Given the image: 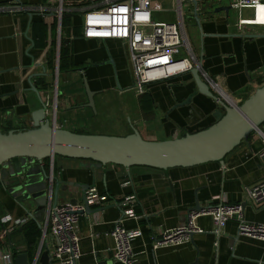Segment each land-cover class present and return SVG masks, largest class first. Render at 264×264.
<instances>
[{
    "label": "crops",
    "instance_id": "crops-1",
    "mask_svg": "<svg viewBox=\"0 0 264 264\" xmlns=\"http://www.w3.org/2000/svg\"><path fill=\"white\" fill-rule=\"evenodd\" d=\"M206 7L209 6H203V11ZM243 13L249 26L242 31L233 25L232 12L227 14L222 10L206 14L201 27L195 19L188 36L203 67L221 88L245 100L264 84V16L262 7L246 8ZM65 16L69 20L62 22L61 46L68 54L60 70L56 15L44 17L48 37L45 45L41 41V47H37L32 25L42 17L33 14L31 18L27 12L0 14L1 131L30 127L28 120L32 112L42 106L40 96L50 100L49 110L52 116L56 115L58 126L76 132L105 133L90 129L99 119L101 123L102 120L114 122L113 126L119 128L117 135L131 133L134 126L147 140H166L216 122L222 108L214 98L198 91L191 72L151 84L148 90L154 101L152 110L146 112L141 103L143 94L131 89L135 74L122 42L84 39L77 14ZM52 57L54 61L50 63ZM110 58L113 63L109 62ZM44 70L46 75L32 78L39 96L31 89L29 78ZM86 81L95 92V110L87 106ZM146 107L149 109L150 105ZM81 162L60 156L44 162L47 169H53L65 180L95 181L88 198L96 211L81 215V256L77 264H122L113 257L110 232L114 222L124 214L126 227L134 233L132 243L138 264H264V241L239 235L235 219L217 234L212 218L201 216L198 224L206 231L194 234L191 242L179 246L156 249L153 239L162 230L185 224L197 201L201 207L223 201L241 202L247 222L264 224V201L255 203L248 195L249 188L264 180V125L262 131L253 132L229 153L224 165L207 162L163 171L146 166L128 169L116 164L84 169ZM71 190L70 194L62 193L59 202L80 200L79 188L74 186ZM23 217H28L24 209L0 190V221L7 218L3 224L7 231H15L14 245L22 246L32 263L41 247V250L53 248L57 240L48 235L42 246L39 239L31 256L14 224ZM6 237L0 244V264H7L2 257L11 254ZM36 264L42 263L38 259Z\"/></svg>",
    "mask_w": 264,
    "mask_h": 264
},
{
    "label": "built area",
    "instance_id": "built-area-1",
    "mask_svg": "<svg viewBox=\"0 0 264 264\" xmlns=\"http://www.w3.org/2000/svg\"><path fill=\"white\" fill-rule=\"evenodd\" d=\"M153 1L42 0L38 3H24L21 0H10L7 3L0 2V14L27 12L42 18L51 13L56 15L59 24L57 66L62 43L63 17L65 14H77L80 17L81 37L87 40H118L126 47L135 74V83L131 89L137 94L148 92L149 86L153 83L168 80L197 68L201 78L215 94V101L219 105L224 101L230 106H238L243 99L223 90L196 55L188 36L185 8H189L188 17L195 22L197 16L202 20L206 14L210 15L215 11V8L212 11H203L205 5L212 8L214 4L216 8L229 6L230 11L233 10L234 13L233 25L242 31L249 26L244 10L262 7L264 16V0H172L174 10L171 13L176 21L159 20L157 14L162 13V10L156 9ZM44 101L47 105V114L55 124H58L56 115L52 116V111L49 110L52 108L50 100ZM248 195L255 203L264 201V180L249 188ZM84 209V204H74L71 201L58 202L56 205L50 201L47 206L40 225V240L42 246L48 235L57 240L56 245L49 248L52 264H74V261L80 258L79 223ZM201 216L212 218L217 234L230 220L235 219L239 235L264 241L263 223L247 222L241 202L223 201L207 204L199 210H190L185 224L162 230L159 237L154 236V248L179 246L191 242L193 234L206 231L198 224V218ZM125 220L124 214L114 222L110 232L114 241L113 257L122 264H138L132 243L134 233L126 227ZM6 221L7 218H4L0 223ZM28 221L29 217L16 219L15 228H22ZM39 257L38 251L34 261H38ZM2 260L4 262L7 260V264H13L11 254L4 255Z\"/></svg>",
    "mask_w": 264,
    "mask_h": 264
},
{
    "label": "water",
    "instance_id": "water-1",
    "mask_svg": "<svg viewBox=\"0 0 264 264\" xmlns=\"http://www.w3.org/2000/svg\"><path fill=\"white\" fill-rule=\"evenodd\" d=\"M222 10L229 14L230 7L215 9L216 12ZM30 17H33L32 13ZM196 20L201 27L199 16ZM109 62L113 63V59L110 58ZM39 65L44 68L42 64ZM191 73L198 91L216 99L198 69L194 68ZM38 75H46L45 70L33 74L29 82L31 89L40 96L38 88L32 82V78ZM86 90L89 99L87 106L95 110V92L90 89L87 81ZM40 101L42 106L34 110L28 120L30 127L11 129L8 132L0 130V190L18 203L27 216L36 220L39 226L50 201L56 205L60 195L70 194L74 186L79 188L81 196L80 200L75 198L71 202H83L85 209L82 213L96 211L91 208L88 198L90 191L95 187V181L85 183L60 178L53 169L46 168L44 162L47 158L54 160L56 156H60L77 159L82 161L81 167L84 169H102L108 164H116L128 169L146 166L166 171L207 162L224 165L226 156L243 141H247L253 132L262 131L264 125V84L238 106H230L221 101V112H218L216 122L209 127L166 140H147L134 126L132 132L126 135L81 133L62 128L47 114V105L41 96ZM200 208L201 205L197 201L191 210ZM0 229L7 233V245L13 264L37 263H30L24 248L13 244L12 235L15 231H7L6 226L1 223ZM18 230L22 231V228ZM41 248L39 262L52 264L49 248ZM74 264H77V261H74Z\"/></svg>",
    "mask_w": 264,
    "mask_h": 264
},
{
    "label": "trees",
    "instance_id": "trees-1",
    "mask_svg": "<svg viewBox=\"0 0 264 264\" xmlns=\"http://www.w3.org/2000/svg\"><path fill=\"white\" fill-rule=\"evenodd\" d=\"M65 15L63 17V23L65 21L69 20L67 18L68 16L66 17ZM46 21H47V19L43 18L41 20H35L33 22V25H32L33 38H34V41H35V44L37 47H41V45H42L41 41H43L44 45L46 44V40L48 37ZM67 54H68V50L62 45L61 46V54H60V70H62L64 68L63 62L65 61ZM53 61H54V59L52 57V59L50 60V63H52ZM153 101H154L153 96L149 91L144 93L141 96V103H142L146 112H150L152 110L151 105L153 104ZM146 104L150 105L149 109H147ZM8 131H4V132H8ZM81 133H91V132L86 131V132H81ZM243 142H245V141H243ZM49 160H50L49 158L45 159L46 162H48ZM47 165H48V163H47ZM20 232L26 241L27 249H28L30 255L33 256L35 249L37 248L38 241L41 237V229H40V226L38 225V222L34 219H30L27 222V224H25L22 227V231H20ZM5 236H7L6 231L3 229H0V244L5 240L4 239Z\"/></svg>",
    "mask_w": 264,
    "mask_h": 264
},
{
    "label": "rangeland",
    "instance_id": "rangeland-1",
    "mask_svg": "<svg viewBox=\"0 0 264 264\" xmlns=\"http://www.w3.org/2000/svg\"><path fill=\"white\" fill-rule=\"evenodd\" d=\"M154 7L158 10H162V13H158L157 17L159 20H171V21H176V18H174V15L171 13L174 10V4L172 3V0H154L153 1ZM216 5H213V8H215ZM207 10L212 11L213 8L211 6L206 7ZM167 11V12H165ZM189 8H185V14H186V24H187V31L188 33L191 34V26L195 23L192 19H189L188 14H189ZM232 16H234L233 10H231ZM79 21L80 17L76 16ZM134 97V96H133ZM131 99V97H128ZM101 119H104L103 116H99ZM114 122L112 121H106L102 120V123L97 119V122L93 123L94 127H91L90 129L92 131H99V132H105V133H113L116 134L119 132V128L117 126H113L116 124H113Z\"/></svg>",
    "mask_w": 264,
    "mask_h": 264
}]
</instances>
